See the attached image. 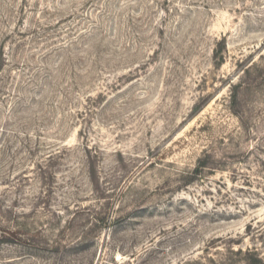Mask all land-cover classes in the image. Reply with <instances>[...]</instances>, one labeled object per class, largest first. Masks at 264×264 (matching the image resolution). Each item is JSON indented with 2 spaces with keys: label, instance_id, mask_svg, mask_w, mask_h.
I'll use <instances>...</instances> for the list:
<instances>
[{
  "label": "rangeland",
  "instance_id": "obj_1",
  "mask_svg": "<svg viewBox=\"0 0 264 264\" xmlns=\"http://www.w3.org/2000/svg\"><path fill=\"white\" fill-rule=\"evenodd\" d=\"M0 264H264V0H0Z\"/></svg>",
  "mask_w": 264,
  "mask_h": 264
}]
</instances>
